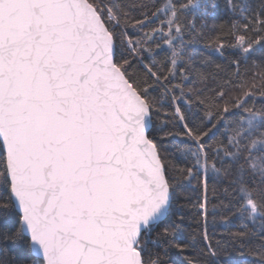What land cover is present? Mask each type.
Wrapping results in <instances>:
<instances>
[{
	"label": "snow or ice",
	"instance_id": "snow-or-ice-1",
	"mask_svg": "<svg viewBox=\"0 0 264 264\" xmlns=\"http://www.w3.org/2000/svg\"><path fill=\"white\" fill-rule=\"evenodd\" d=\"M193 6L0 0V264H222L230 248L264 264V236L246 250V232H209L264 213L239 191L218 200L219 169L248 135H231L232 118L254 97L229 107L224 83L194 87L209 62L176 51L200 35L197 16H185L187 31L179 22ZM218 39L205 50L239 54L238 74L254 49ZM221 205L228 214L213 215Z\"/></svg>",
	"mask_w": 264,
	"mask_h": 264
},
{
	"label": "trees",
	"instance_id": "trees-1",
	"mask_svg": "<svg viewBox=\"0 0 264 264\" xmlns=\"http://www.w3.org/2000/svg\"><path fill=\"white\" fill-rule=\"evenodd\" d=\"M143 2L144 0H125L126 4ZM189 2H192L194 6L189 12L180 14L179 22L187 31L184 23L185 16H197L196 29L200 35L196 36L194 33L195 39L188 46L177 45V59L190 63L195 57L197 62H209L206 68L202 69L208 73V79L195 84L194 87L211 89L214 86L218 88L219 84L224 83L225 101L228 102L229 107H234V101L243 100L249 92L254 97L243 105V113H247V115L236 113L232 118L231 135L239 137L244 132H247L248 135L236 145V150L232 154L233 160L219 169V182L215 184L218 200L232 202L234 197L231 193L239 191L243 193L246 202L249 200L248 203L254 206L258 212L264 213V101L255 99L256 96L264 95V50L255 48L256 40L260 36H264V26L259 23L261 19H264V11L261 10L264 7V0H232L234 7L231 10L227 8L226 0H189ZM206 3L218 4L219 7L210 8L209 15L203 16L201 12ZM257 28L261 29L259 33L255 31ZM221 36L224 37L226 46L237 41H247L244 47L254 49L248 58L241 62L238 74L235 69L230 67V62L233 59H240L239 54L234 55L226 47L224 57L220 58L205 50L208 44L218 45L220 42L218 38ZM214 64L221 66L220 74L216 79L212 78L213 74L217 72V69L213 67ZM225 77L231 81L230 84L225 82ZM231 96L232 98H230ZM249 120L252 121L251 124L248 123ZM225 186L230 190L229 195L223 193ZM193 195H195V190H193ZM218 200L214 199L212 202L215 204ZM229 211L240 212L238 208ZM186 214L190 215L191 213ZM227 214L228 211H225L221 205L213 215L219 217ZM242 220L246 224L244 228L239 227ZM185 227L187 228L189 225L186 224ZM190 227L194 229L195 225ZM213 230L217 235L212 238L222 241L229 239L227 236L219 235L223 231L246 232L247 239L243 241L245 249L255 250L259 248V239L254 233L264 236V215H256L253 219L246 210L242 214H238L227 229L217 224L215 228L210 226V234ZM236 243H240V241H236ZM229 251L232 253L221 257L222 264H243L244 258L237 250L230 248ZM184 255L190 257L192 254L189 252Z\"/></svg>",
	"mask_w": 264,
	"mask_h": 264
},
{
	"label": "rangeland",
	"instance_id": "rangeland-1",
	"mask_svg": "<svg viewBox=\"0 0 264 264\" xmlns=\"http://www.w3.org/2000/svg\"><path fill=\"white\" fill-rule=\"evenodd\" d=\"M232 96H233V95H232ZM232 96H231L230 98H232ZM247 202H249V200H248Z\"/></svg>",
	"mask_w": 264,
	"mask_h": 264
}]
</instances>
